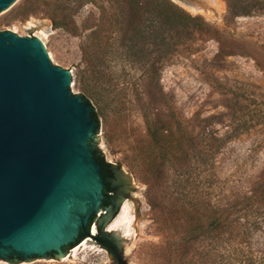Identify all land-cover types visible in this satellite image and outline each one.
I'll return each mask as SVG.
<instances>
[{"label":"rangeland","instance_id":"obj_1","mask_svg":"<svg viewBox=\"0 0 264 264\" xmlns=\"http://www.w3.org/2000/svg\"><path fill=\"white\" fill-rule=\"evenodd\" d=\"M161 1L207 26L164 30L153 0H18L0 13V33L41 39L53 65L71 72L73 95L99 116L91 143L112 166L115 202H128L134 216L127 238L123 228L108 231L120 220L112 210L96 216L103 234L96 224L95 237L111 249L91 238L66 251L68 260L0 264H253L244 258L249 241L264 259V228L238 252L186 212L205 201L209 222L264 183V0H217L214 18ZM130 39L142 43L134 56ZM163 40L177 49L169 53ZM147 119L184 134L190 154L161 164Z\"/></svg>","mask_w":264,"mask_h":264},{"label":"water","instance_id":"obj_2","mask_svg":"<svg viewBox=\"0 0 264 264\" xmlns=\"http://www.w3.org/2000/svg\"><path fill=\"white\" fill-rule=\"evenodd\" d=\"M17 1L0 0V13ZM72 80L69 70L53 65L38 38L0 33L2 259L61 260L81 231L86 236L74 247L95 238L89 225L105 198L91 143L98 121L86 99L73 95ZM121 200L111 221L121 212Z\"/></svg>","mask_w":264,"mask_h":264},{"label":"trees","instance_id":"obj_3","mask_svg":"<svg viewBox=\"0 0 264 264\" xmlns=\"http://www.w3.org/2000/svg\"><path fill=\"white\" fill-rule=\"evenodd\" d=\"M132 1L139 5L138 0ZM153 1H155L154 3L156 6L154 7L152 15L156 16L155 19L160 21L161 27L164 30H171L189 25H192V27L196 29H203L207 26L201 18H193L184 14L178 8L169 5L165 1ZM137 33H139V31ZM130 40L129 50L131 55L134 56L138 51L143 50L141 47L142 43L136 39ZM160 43L159 40H155V44L158 45ZM162 44L167 45L169 53H173L177 49V43L175 41L167 42L163 40ZM92 117L96 120L99 118L98 114L95 112H92ZM147 123L152 141L160 148L161 164L170 162L172 160L171 155L173 154V159L177 158L176 153H181L186 157L190 154L191 151L187 148L188 141L185 139L184 134L179 133V136H176L175 133L167 132L163 126L150 119H147ZM218 143L220 144L221 140H218ZM101 164L103 166H111L108 165L104 159L101 160ZM209 210H211V208L208 207L207 203L204 201L201 206L195 208L188 207L186 212L187 216L191 217V220L193 219L197 223L198 229L212 230L217 235V240L222 244L228 242L226 237L229 236V242L235 246L236 251L242 252L240 247L241 242L243 240H247L248 242L255 233L262 231L264 228V183L258 184L250 196L235 201L231 209L222 206L217 207L216 210L213 211L212 219L208 222L205 219L208 217L207 212ZM85 236L86 235L81 231L77 242L69 246L66 251L73 249V247ZM249 242L246 244H249L250 251L248 254H245L246 256H244V258L248 259L250 263L261 264L264 259L255 254Z\"/></svg>","mask_w":264,"mask_h":264},{"label":"bare ground","instance_id":"obj_4","mask_svg":"<svg viewBox=\"0 0 264 264\" xmlns=\"http://www.w3.org/2000/svg\"><path fill=\"white\" fill-rule=\"evenodd\" d=\"M180 2L184 5V7L189 12L194 13V14H199V15H202V16L208 17V18H214L215 15H214V12H213V8H216L218 10L219 6H220L219 3L217 2V0H200L201 3H197V2L191 3V2H189V0H182ZM211 7H213V8H211ZM29 26L32 27L33 25H31L29 23ZM39 40L42 42L41 39H39ZM44 46H45V44H44ZM119 218H120V220L118 222H115L116 223L115 225H113L111 227H109L110 225L108 226L109 227L108 231L112 232V231L118 230L119 228H123L124 230H126V231H124V235L123 236L125 238H127V237L130 236L129 227H130V225L132 223H134L133 222L134 221V216L131 215V208H130V205H129L128 202H125L123 204L121 212L118 215V217L116 218V220L119 219ZM96 233H97V228H96V226H94L92 228L91 234L95 236ZM89 241H91V238L85 239L78 247H76L74 249V253L77 252V251L82 250L85 247H87L88 244H89ZM72 257H73V255L70 254L68 257H64L62 259L63 260H68V259H70Z\"/></svg>","mask_w":264,"mask_h":264},{"label":"flooded vegetation","instance_id":"obj_5","mask_svg":"<svg viewBox=\"0 0 264 264\" xmlns=\"http://www.w3.org/2000/svg\"><path fill=\"white\" fill-rule=\"evenodd\" d=\"M95 154H96V157H97L99 163L101 164V160L103 158L100 156V154L97 151H95ZM101 173H102V178L104 180V193H105V198H104L102 208L109 210V212H110V210H112L116 207L115 206V200L117 198V192H116L115 187L113 186V177L114 176H113L112 167L111 166H103L101 164ZM102 215L104 216L105 213H103ZM101 216L99 218H102ZM99 218H96V216H95L92 219V221L90 222L91 223L90 224V231H89L90 233L92 232V228H93L92 226H94L96 224H98V229L101 230ZM100 233L97 237H95V240L97 242H99L104 247H107L109 249L113 248L112 244L107 239L102 237V235H101L102 233L101 234Z\"/></svg>","mask_w":264,"mask_h":264},{"label":"built area","instance_id":"obj_6","mask_svg":"<svg viewBox=\"0 0 264 264\" xmlns=\"http://www.w3.org/2000/svg\"><path fill=\"white\" fill-rule=\"evenodd\" d=\"M102 214H103V211L101 210V212L97 213L96 216H97V217H100ZM94 226H95V225H94ZM94 226H93V227H94Z\"/></svg>","mask_w":264,"mask_h":264}]
</instances>
